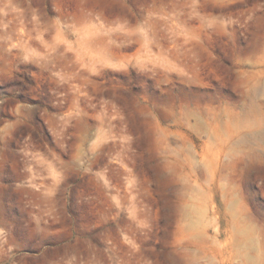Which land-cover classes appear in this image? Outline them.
Returning <instances> with one entry per match:
<instances>
[{
  "label": "rangeland",
  "instance_id": "374dc122",
  "mask_svg": "<svg viewBox=\"0 0 264 264\" xmlns=\"http://www.w3.org/2000/svg\"><path fill=\"white\" fill-rule=\"evenodd\" d=\"M0 264H264V0H0Z\"/></svg>",
  "mask_w": 264,
  "mask_h": 264
}]
</instances>
